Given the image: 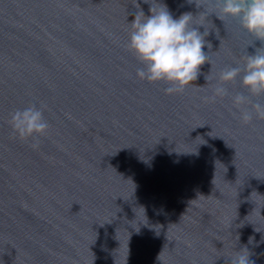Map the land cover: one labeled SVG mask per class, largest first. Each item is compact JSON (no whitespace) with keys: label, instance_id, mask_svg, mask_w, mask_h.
Instances as JSON below:
<instances>
[{"label":"water","instance_id":"95a60500","mask_svg":"<svg viewBox=\"0 0 264 264\" xmlns=\"http://www.w3.org/2000/svg\"><path fill=\"white\" fill-rule=\"evenodd\" d=\"M157 2L209 33L183 93L137 77L129 23L150 3L0 0V264H230L244 247L264 264V118H239V77L204 99L264 43L207 0ZM31 104L50 124L35 150L9 125Z\"/></svg>","mask_w":264,"mask_h":264},{"label":"clouds","instance_id":"9594fccd","mask_svg":"<svg viewBox=\"0 0 264 264\" xmlns=\"http://www.w3.org/2000/svg\"><path fill=\"white\" fill-rule=\"evenodd\" d=\"M150 3L149 14L143 10L137 11L129 23L130 34L127 48L144 66L137 69V77L150 83L164 82L168 85L166 94L183 93L186 88L194 85L200 75L201 67L209 63V55L205 46H212L205 39L208 31L201 32L203 24L193 23L194 16L190 12L174 18L166 5L157 0H144ZM196 2V0H195ZM201 5L204 11L200 14L207 18L210 14L224 21L234 18L240 21L241 27L255 39L264 43V0H207ZM139 8V7H138ZM240 78L241 87L249 96H264V47L256 48L254 54H246L244 66H228L219 72L217 83L212 87V95L204 97L205 101L214 102L218 97L229 95L224 87ZM210 75L206 76L209 81ZM249 96L243 93L234 95L233 104L240 108L251 104L252 111L243 109L240 119L249 123L253 113L258 118H264V104L253 103ZM9 125L13 136L21 141L31 140L30 146L39 148L40 138L45 137L50 128L43 114V106L31 104L10 113ZM250 238V242H251ZM230 264H255L250 259L247 247L227 257Z\"/></svg>","mask_w":264,"mask_h":264}]
</instances>
